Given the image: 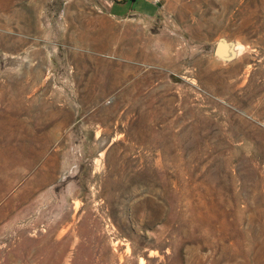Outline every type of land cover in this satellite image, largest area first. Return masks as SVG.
Here are the masks:
<instances>
[{
    "label": "rangeland",
    "instance_id": "374dc122",
    "mask_svg": "<svg viewBox=\"0 0 264 264\" xmlns=\"http://www.w3.org/2000/svg\"><path fill=\"white\" fill-rule=\"evenodd\" d=\"M114 1L0 0V264H264V0Z\"/></svg>",
    "mask_w": 264,
    "mask_h": 264
},
{
    "label": "water",
    "instance_id": "95a60500",
    "mask_svg": "<svg viewBox=\"0 0 264 264\" xmlns=\"http://www.w3.org/2000/svg\"><path fill=\"white\" fill-rule=\"evenodd\" d=\"M232 42L223 37H218L213 46V53L220 58H231L234 52L231 50Z\"/></svg>",
    "mask_w": 264,
    "mask_h": 264
},
{
    "label": "crops",
    "instance_id": "0c3cea01",
    "mask_svg": "<svg viewBox=\"0 0 264 264\" xmlns=\"http://www.w3.org/2000/svg\"><path fill=\"white\" fill-rule=\"evenodd\" d=\"M132 1V0H129ZM145 1V0H144ZM126 0H119V1H114V3L112 2L109 5V10L112 13H116L118 12V10H122V8L124 7ZM146 2V1H145ZM130 7H127L126 10H128Z\"/></svg>",
    "mask_w": 264,
    "mask_h": 264
},
{
    "label": "trees",
    "instance_id": "16d2710c",
    "mask_svg": "<svg viewBox=\"0 0 264 264\" xmlns=\"http://www.w3.org/2000/svg\"><path fill=\"white\" fill-rule=\"evenodd\" d=\"M134 1V0H133Z\"/></svg>",
    "mask_w": 264,
    "mask_h": 264
}]
</instances>
